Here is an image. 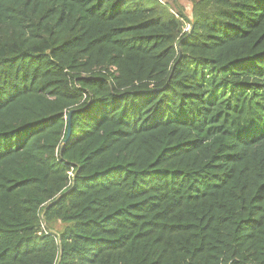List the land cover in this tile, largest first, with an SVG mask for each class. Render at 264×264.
Instances as JSON below:
<instances>
[{"label": "trees", "instance_id": "16d2710c", "mask_svg": "<svg viewBox=\"0 0 264 264\" xmlns=\"http://www.w3.org/2000/svg\"><path fill=\"white\" fill-rule=\"evenodd\" d=\"M171 1L0 0V264H264V0Z\"/></svg>", "mask_w": 264, "mask_h": 264}, {"label": "rangeland", "instance_id": "374dc122", "mask_svg": "<svg viewBox=\"0 0 264 264\" xmlns=\"http://www.w3.org/2000/svg\"><path fill=\"white\" fill-rule=\"evenodd\" d=\"M163 2V4H166L168 5L171 9H173L175 12H178L179 9L174 5L172 4V1L171 0H161ZM180 7H182V10L185 12L186 15H191V7L192 5L190 3H186V2H179V5Z\"/></svg>", "mask_w": 264, "mask_h": 264}, {"label": "built area", "instance_id": "2783aa9c", "mask_svg": "<svg viewBox=\"0 0 264 264\" xmlns=\"http://www.w3.org/2000/svg\"><path fill=\"white\" fill-rule=\"evenodd\" d=\"M161 1V0H160ZM162 2V1H161ZM163 3V2H162ZM173 13L176 15V16H178V14L176 13V12H174L173 11ZM179 17V16H178ZM182 19V18H181ZM191 30H192V26H191V24L190 23H185V27H184V30H183V34H188V33H190L191 32Z\"/></svg>", "mask_w": 264, "mask_h": 264}, {"label": "water", "instance_id": "95a60500", "mask_svg": "<svg viewBox=\"0 0 264 264\" xmlns=\"http://www.w3.org/2000/svg\"><path fill=\"white\" fill-rule=\"evenodd\" d=\"M71 119H72V116L71 114L69 115V129H68V138L70 137L71 135Z\"/></svg>", "mask_w": 264, "mask_h": 264}, {"label": "crops", "instance_id": "0c3cea01", "mask_svg": "<svg viewBox=\"0 0 264 264\" xmlns=\"http://www.w3.org/2000/svg\"><path fill=\"white\" fill-rule=\"evenodd\" d=\"M183 2L189 3L188 1H183Z\"/></svg>", "mask_w": 264, "mask_h": 264}]
</instances>
